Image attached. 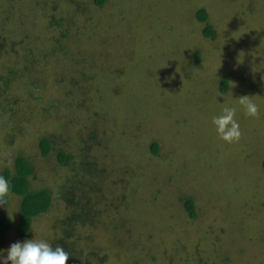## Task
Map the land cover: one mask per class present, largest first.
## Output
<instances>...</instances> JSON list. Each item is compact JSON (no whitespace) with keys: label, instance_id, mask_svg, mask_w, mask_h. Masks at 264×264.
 <instances>
[{"label":"rangeland","instance_id":"374dc122","mask_svg":"<svg viewBox=\"0 0 264 264\" xmlns=\"http://www.w3.org/2000/svg\"><path fill=\"white\" fill-rule=\"evenodd\" d=\"M200 8L208 21L197 18ZM60 16L73 24L70 51L84 55L72 62L52 47L64 27L54 22ZM207 24L214 38L204 35ZM0 38L7 53L13 40L34 51L28 73L0 93V173L13 171L21 153L34 165L30 189L55 190L67 173L55 155L63 135L68 154L89 145L110 169L103 204L130 183L127 191H136L122 210L123 229L104 219L117 244L103 227L93 232L85 251L101 249L105 260L90 264H264V0H108L103 7L0 0ZM13 61L0 56V67ZM245 95L258 104V118L244 115L238 101ZM225 105L237 108L235 143L222 141L212 123ZM43 136L55 144L48 157L38 149ZM187 197L193 218L182 204ZM19 202L10 195L0 206V218L14 222L0 249L51 240L64 211L56 203L21 239Z\"/></svg>","mask_w":264,"mask_h":264},{"label":"trees","instance_id":"16d2710c","mask_svg":"<svg viewBox=\"0 0 264 264\" xmlns=\"http://www.w3.org/2000/svg\"><path fill=\"white\" fill-rule=\"evenodd\" d=\"M107 1L108 0H93L94 4L98 7H103ZM196 16L202 22L208 21V13L204 8L198 9ZM54 22H61V25H64V27L61 26L63 28L59 34L61 38L58 37L54 43L52 42V47L58 50L59 53H62L63 58L69 62H72L71 60H77L79 56L83 57L84 55L79 51L73 53L75 49H71L72 52L70 51L69 42H67L69 26H73L70 22V18L60 16L58 19H55ZM203 33L206 37L212 38H214L216 34L215 30L208 24L204 27ZM64 40H66V43L63 42ZM24 43L25 41H23V43L14 40L11 41L7 53V51L3 49L4 40L0 38V56L8 57L9 55L14 60L11 65L7 66V64H5L0 67V93L2 94L7 88L6 86L14 81H20L30 69L29 63L33 61H28V59L32 58L34 51L31 47H28L27 44H25L24 47ZM23 53H26V55ZM74 55L76 59L72 58ZM196 56H198V54ZM225 82V80L222 82L223 90L226 85ZM30 86H32V84ZM12 100L16 101V99H9L8 104H12ZM4 121L9 122L8 127L11 126L12 122L10 119L6 118ZM79 135L78 137H80ZM63 137L64 136L61 135V141L57 142V145H62V148L61 150L59 149L55 155L59 166L63 165L67 167V173L61 181L59 180L56 189L52 190L47 187H42L31 190L30 180L31 178H36L34 165L30 161V157L18 153L14 159L13 171L5 169L0 173V176H4L8 179L11 185L8 203L0 206H7L10 203V195H16L20 198L16 229L20 238L26 239L29 235L33 219L42 213L48 212L56 203L57 205L60 204L64 211L61 216H58L52 222V229L54 232L49 242L54 246H62L65 251L70 254L68 264H90L91 257H97L99 258L98 261L103 262L105 260L104 255L96 251L101 249L85 251L88 249L87 245L90 246L94 243L93 232L103 227L108 232V237L110 236L109 241L115 242L112 232L117 230L114 229L112 231L109 229L104 219L106 217H113L109 220L106 218L107 222L114 228H124L123 219L125 217L126 220L128 215L122 210L125 209V207L128 208V202L135 196L136 191H127H130V187L132 186L130 183L125 186V188H122L126 193H121L116 199L112 198V202H107L108 205H105L106 202L103 204L102 202L107 200L105 196H108L106 191H109L108 189L106 190L104 181L102 180L105 175H110V169L106 164L100 165V162L89 154L91 150L89 145H87V148L77 145L75 152L78 153V158L75 155L68 154L66 150L68 149L69 143L67 139L64 138V140ZM78 137L76 136V140L79 139ZM9 138H11V134L5 135L7 141H9ZM53 146H55V144H53V140L50 137L43 136L39 139L38 149L43 157H48L51 154ZM151 150L154 154L155 152L156 154L158 153L156 143L151 145ZM102 151L104 152V150ZM127 171L129 172V170ZM118 179L117 181H121L120 178ZM121 182L123 183V181ZM182 204L189 216L193 218L196 214L194 210V199L192 197H187L183 200ZM13 228V219L10 217L0 218V248H3L5 245L6 231H10ZM84 229L86 231L82 233ZM105 230L104 232H106ZM175 246L176 245H173V247ZM114 248L120 249V245Z\"/></svg>","mask_w":264,"mask_h":264},{"label":"clouds","instance_id":"9594fccd","mask_svg":"<svg viewBox=\"0 0 264 264\" xmlns=\"http://www.w3.org/2000/svg\"><path fill=\"white\" fill-rule=\"evenodd\" d=\"M238 102L246 117H259L260 108L250 96H241ZM236 113L235 106L225 105L221 114L212 119L218 137L224 142L235 143L241 137ZM10 191V181L0 176V205L8 203ZM69 259L70 254L62 246H54L46 239L16 241L7 249H0V264H68Z\"/></svg>","mask_w":264,"mask_h":264}]
</instances>
